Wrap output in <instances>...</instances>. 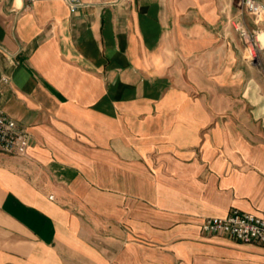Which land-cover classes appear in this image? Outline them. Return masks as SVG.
Instances as JSON below:
<instances>
[{"label": "crops", "instance_id": "crops-1", "mask_svg": "<svg viewBox=\"0 0 264 264\" xmlns=\"http://www.w3.org/2000/svg\"><path fill=\"white\" fill-rule=\"evenodd\" d=\"M83 1L0 0V110L31 141L0 150V264H264L201 231L264 216V69L225 2Z\"/></svg>", "mask_w": 264, "mask_h": 264}, {"label": "built area", "instance_id": "built-area-1", "mask_svg": "<svg viewBox=\"0 0 264 264\" xmlns=\"http://www.w3.org/2000/svg\"><path fill=\"white\" fill-rule=\"evenodd\" d=\"M27 1L29 4H32L38 0ZM65 1L72 11L84 4L83 0ZM104 1L110 4L117 3L119 0ZM242 9L244 14L253 16L257 21H264L263 1L242 0ZM234 25L241 39L247 44L251 59L255 58L257 50L260 48L256 31L251 30L245 24L242 17H237ZM30 145L29 134L20 129L18 123L13 118L0 110V150L14 155H23L27 153ZM201 231L206 234L225 235L241 243L264 244V216L233 208L226 216L204 219L201 224Z\"/></svg>", "mask_w": 264, "mask_h": 264}, {"label": "rangeland", "instance_id": "rangeland-1", "mask_svg": "<svg viewBox=\"0 0 264 264\" xmlns=\"http://www.w3.org/2000/svg\"><path fill=\"white\" fill-rule=\"evenodd\" d=\"M221 2H225L226 5V22H227V30H228V37L230 40L233 41V43L237 42L239 43L240 49L239 53L243 59L244 62V69H250L249 65L253 64L257 66L260 69H264V49L258 48L257 50V56L253 59H251L250 52L248 50L247 44L243 39H241L238 31L235 29L234 23L236 22L237 17H242L245 24L251 29L257 30V27H252L249 25V23L246 21L245 16L246 14L243 13L242 9V0H220ZM264 32V24L261 25V28L259 29V32ZM259 32H256V36L258 39V42L261 43L259 40ZM263 36L260 35V38ZM262 45V43H261ZM251 47V46H250ZM246 56V57H245ZM248 57V58H247Z\"/></svg>", "mask_w": 264, "mask_h": 264}, {"label": "bare ground", "instance_id": "bare-ground-1", "mask_svg": "<svg viewBox=\"0 0 264 264\" xmlns=\"http://www.w3.org/2000/svg\"><path fill=\"white\" fill-rule=\"evenodd\" d=\"M260 35L263 36L262 38H260ZM259 40L261 41L262 45L264 46V32H259Z\"/></svg>", "mask_w": 264, "mask_h": 264}]
</instances>
